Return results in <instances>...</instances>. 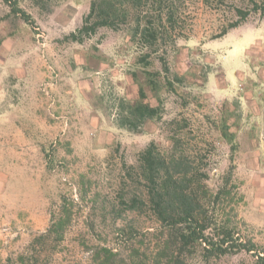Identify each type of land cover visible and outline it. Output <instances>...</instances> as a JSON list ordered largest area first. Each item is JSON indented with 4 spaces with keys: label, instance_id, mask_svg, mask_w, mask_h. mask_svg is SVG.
Returning a JSON list of instances; mask_svg holds the SVG:
<instances>
[{
    "label": "rangeland",
    "instance_id": "rangeland-1",
    "mask_svg": "<svg viewBox=\"0 0 264 264\" xmlns=\"http://www.w3.org/2000/svg\"><path fill=\"white\" fill-rule=\"evenodd\" d=\"M18 4L30 22L0 0V264H101L102 248L115 253L105 264H174L175 232L146 205L130 207L132 198L146 199L138 156L151 141L207 213L261 253L264 13L251 0H163L172 20L150 49L147 69L159 72L151 90L136 61L148 49L128 27L100 28L81 43L63 39L90 0ZM237 9L249 13L240 21ZM139 85L161 114L129 129L120 119ZM223 121L235 134L233 152ZM194 171L199 178L189 182ZM52 221L59 224L48 232ZM179 257L255 264L256 252Z\"/></svg>",
    "mask_w": 264,
    "mask_h": 264
},
{
    "label": "trees",
    "instance_id": "trees-1",
    "mask_svg": "<svg viewBox=\"0 0 264 264\" xmlns=\"http://www.w3.org/2000/svg\"><path fill=\"white\" fill-rule=\"evenodd\" d=\"M1 1L9 6L10 13L20 14L24 21L30 22V15L19 6L18 0ZM48 1L34 0L38 6H46ZM149 1L151 2V0H90L89 9L82 17L81 24L66 34L63 39L81 43L100 28L105 27L118 31L128 27L131 38L148 49L138 55L136 61L142 64L144 68L145 82L151 90H155L158 82L154 76L159 75V72L147 69L150 63V49L159 40L162 27H166L164 23H170L172 20V15L168 6L166 12L162 9L161 2L163 0H152L150 6H148ZM251 1L253 10L264 13V0ZM154 3H157V8H154L156 12L151 9V5L155 6ZM164 7H166L165 4ZM237 12L240 21L249 13L248 10L242 9H237ZM164 13H166L165 17L163 16ZM239 20L230 23L229 26L235 27L240 22ZM160 60L162 61L163 71L167 72L165 58L160 57ZM168 83L170 84V80H168ZM145 97L143 86L139 85L138 99L127 103L128 112L120 119L121 125L129 129H135L145 119L160 116L161 107L159 105L152 106L145 101ZM228 127V124L223 121L220 132L226 142L230 144L233 152L236 148L235 134L228 131ZM138 160L140 170L138 182H142L144 186L146 199L134 197L131 199L130 207L135 208L139 204L146 205L161 223L175 232L173 243L178 246V251L176 252L174 264L181 263L179 256L183 251L189 253L199 252L204 258H210L242 250L255 251V264H264V250L261 253L256 251L252 240L242 239L237 234L234 226L227 219L220 218L215 211L208 214L194 191L187 190L186 185L183 184V182H187L185 177L180 175L178 177L175 174L176 171L171 169V165L159 152L154 141H151L139 153ZM207 175L205 171L199 172L202 179H206ZM194 178H199L198 173H195V171L187 180L190 182ZM230 178L231 171H228L224 176L225 183ZM224 186L223 184L218 189L216 195L219 196L223 192ZM58 224L59 222L52 221L48 232L56 228ZM102 252L104 256L101 258V264L113 261L115 253L107 248H102ZM99 253L97 252V257H99Z\"/></svg>",
    "mask_w": 264,
    "mask_h": 264
}]
</instances>
